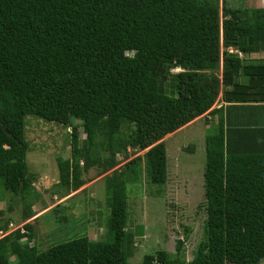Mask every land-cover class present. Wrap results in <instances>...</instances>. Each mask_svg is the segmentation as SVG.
<instances>
[{"label":"trees","instance_id":"trees-1","mask_svg":"<svg viewBox=\"0 0 264 264\" xmlns=\"http://www.w3.org/2000/svg\"><path fill=\"white\" fill-rule=\"evenodd\" d=\"M253 54H264V8L229 0H0V199L1 191L20 199L23 222L36 215L27 116L80 122L71 157L58 161L56 187L67 196L91 169L104 175L119 155L154 145L146 172L156 178L163 139L209 112L218 122L205 139L204 239L191 261L179 240L175 253L159 250L140 264H261L264 58ZM142 173L138 157L106 177L104 240L83 236L40 251L26 223L0 239V264H133L128 185Z\"/></svg>","mask_w":264,"mask_h":264},{"label":"rangeland","instance_id":"rangeland-1","mask_svg":"<svg viewBox=\"0 0 264 264\" xmlns=\"http://www.w3.org/2000/svg\"><path fill=\"white\" fill-rule=\"evenodd\" d=\"M229 3L233 7L264 8V0H229ZM248 58L259 60L264 58V54H253ZM179 71L181 69H174L171 75ZM216 104L219 107L223 103L219 100ZM208 114L179 129V134L176 132L177 135L173 133L163 139L165 163L156 173V178H151L146 172V154L154 145L144 151L129 150L125 159L124 155H119V164L104 175L99 176V168L91 169L84 175L87 184L67 196L56 187L59 183L58 161L71 157L72 132L80 122L63 125L27 116V162L39 193L33 202L36 215L23 222L24 206L20 199L1 191L5 195L0 199V223L9 219L11 224L7 232H0V239L30 223L35 233L30 243L40 251L83 236L92 241L104 240L108 236L106 219L110 214L106 177L112 176L115 170L121 172L129 161L141 157L143 173L140 182L128 185L130 214L127 229L132 238L127 248L129 261L140 264L145 255L159 250L175 253L179 240L185 241V258L191 261L196 247L204 239L207 219L205 139L218 122L217 118H205ZM85 138L81 128V140ZM10 206H13L12 210ZM186 227L192 230L188 238Z\"/></svg>","mask_w":264,"mask_h":264},{"label":"crops","instance_id":"crops-1","mask_svg":"<svg viewBox=\"0 0 264 264\" xmlns=\"http://www.w3.org/2000/svg\"><path fill=\"white\" fill-rule=\"evenodd\" d=\"M220 106H222V105H220ZM220 106H219V107H220ZM197 119H198V118H197ZM191 123H192V122H191ZM191 123H190V124H191ZM190 124H189V125H190ZM176 132H177V131H176ZM176 132H174L175 135L179 134L181 131L177 132V134H176ZM172 134H173V133H172ZM175 135H174V137H175ZM168 136H169V135H168ZM165 138H166V137H165Z\"/></svg>","mask_w":264,"mask_h":264}]
</instances>
